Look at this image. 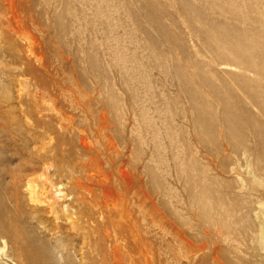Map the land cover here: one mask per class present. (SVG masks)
Returning a JSON list of instances; mask_svg holds the SVG:
<instances>
[{
  "label": "rangeland",
  "instance_id": "rangeland-1",
  "mask_svg": "<svg viewBox=\"0 0 264 264\" xmlns=\"http://www.w3.org/2000/svg\"><path fill=\"white\" fill-rule=\"evenodd\" d=\"M245 1L236 0L235 5L241 2L237 5L240 11L233 15L237 19H231L230 26L235 23L246 31L250 27L254 35L264 31V0ZM211 3L0 0V127L4 128H0V211H12L16 203L9 198L14 194L18 197L20 218L13 220V225L19 229L17 237L25 251L16 248L0 229V264H23L22 260L30 256L29 248L45 256L47 264H91L93 257L110 263L111 244L93 247L89 242L90 232L98 227L93 197L101 191L93 178L101 170L110 176L115 173L108 157L132 180L134 228L139 246H144L143 238L147 241L142 251L146 253L137 255L142 264H264V237L259 235V221L264 223V157L259 154L257 158L254 136L244 125H240L242 138L228 134L225 127L236 126V121L226 118V106L197 72L208 70L222 86L221 94L231 90L228 105L235 108V115L249 110L261 122L264 116L241 83L226 80L217 70L230 68L220 64L219 41L199 29L213 20L222 23L227 13L212 10ZM109 9L113 18L110 22L115 26L113 36L98 14ZM250 32L244 38H251ZM117 41L121 42L117 45L121 55L118 61L111 54ZM207 41L212 50L207 49ZM96 56L98 65L93 61ZM109 61H113L111 65ZM175 70L187 73L191 82ZM95 75L102 77L98 80ZM247 76L257 77L250 72ZM148 85L151 89L144 87ZM191 89L199 91L198 95L203 93L204 98L193 102L189 96L190 100L188 95L194 93ZM193 103L213 108L212 115L196 123ZM47 126L53 127L51 137L37 140V130L45 132ZM6 128L11 132L7 134ZM204 135L205 142L201 140ZM161 141L163 148L159 146ZM171 142L177 143V148ZM244 146L253 154L250 159L238 155ZM193 158L206 168L207 175L198 176ZM189 166L197 181L205 180L212 188L206 195L208 213L188 187L189 174L184 170ZM95 178L105 177L98 174ZM117 189L121 202L123 189ZM196 192H204L201 182ZM228 209L234 216L230 222ZM208 216L218 221L210 223ZM102 225L106 227L107 221ZM128 251L122 250L126 254Z\"/></svg>",
  "mask_w": 264,
  "mask_h": 264
},
{
  "label": "bare ground",
  "instance_id": "bare-ground-1",
  "mask_svg": "<svg viewBox=\"0 0 264 264\" xmlns=\"http://www.w3.org/2000/svg\"><path fill=\"white\" fill-rule=\"evenodd\" d=\"M92 1H94V0H92ZM182 1H184V0H182ZM186 1V0H185ZM200 1V0H199ZM239 1V0H238ZM245 1V0H244ZM71 2V1H70ZM105 2V1H104ZM192 2V1H191ZM203 2V1H202ZM246 2V1H245ZM250 2V1H249ZM248 1H247V3H249ZM204 3V2H203ZM210 3V2H209ZM237 2H236V0H222L221 2H219V1H217V0H212V3L210 4V8L212 9V10H219L220 12H221V14L222 13H224L225 12V14L227 13V15H225V17H224V19H223V21H222V23L221 22H219V24H216L214 21L215 20H213L212 18H210V17H207V18H210V19H212L213 21H211V22H208V23H206V24H204L203 25V27L202 28H198L200 31H202V30H204V31H206V33H208V34H213L212 35V37H215V38H217L218 39V41H219V46L220 47H222V48H220V47H218L219 48V50L221 49V53L219 54V58L221 59V63L220 64H223L224 66H227V67H230L229 69H226V67H225V69H217V70H219L218 72H220L221 74H222V77L224 76L225 78H226V80L227 79H231V80H236V81H238L239 83H241L243 86H244V88L246 89V91H245V93L246 94H248L249 96V98H250V100H251V102H253L258 108H259V110H260V113L262 114V116H264V31L262 30V31H260V30H258V32L254 35V28L252 29V30H254V31H251V32H253V35L255 36L254 38H252L253 37V35H252V37L251 38H244L245 36V34H247L248 32H250L249 31V28H248V32L244 29H241L240 28V26L238 27V26H236L235 25V23L233 24L234 26L233 27H231L230 25L232 24V22H231V24H230V20L232 19H234L235 21H236V19L237 18H234L233 17V15L235 16L236 14H238V11H240V10H237V9H239V7L237 6L239 3L241 4V2H239L237 5H235ZM247 3H245V4H247ZM253 3V2H252ZM257 3V2H256ZM67 4V3H66ZM91 4V3H90ZM94 4V3H93ZM109 4V3H108ZM112 4H114V3H112ZM111 4V5H112ZM170 5H172L171 3H169ZM186 4V3H185ZM184 4V5H185ZM202 4V3H201ZM255 4V2L252 4V5H254ZM70 5V4H69ZM116 5H118V3L116 4ZM156 5V4H155ZM180 5V4H179ZM192 5V4H191ZM197 5V4H196ZM251 5V4H250ZM99 6V5H98ZM107 6V5H106ZM198 6H199V4H198ZM247 6V5H246ZM258 5H256V7H257ZM100 7V6H99ZM103 7V6H102ZM112 7V6H111ZM111 7H109V8H111ZM194 7V6H193ZM95 8V7H94ZM113 8H115V7H113ZM157 8V6L155 7V9ZM201 8V7H200ZM242 8V7H241ZM249 8H250V6H249ZM77 9V8H76ZM103 9V8H102ZM185 9V8H184ZM196 9H197V7H196ZM195 9V10H196ZM203 9V8H202ZM208 9V8H207ZM252 9H254L253 7H252ZM258 9H261V8H258ZM70 10V9H69ZM97 10H99V8L97 9ZM201 10V9H200ZM255 10V9H254ZM113 11H115V10H113ZM189 11V10H188ZM242 11V10H241ZM244 11V10H243ZM243 11H242V14H244L243 13ZM248 11V10H247ZM256 11H257V9H256ZM264 11V10H263ZM262 11V12H263ZM68 12V11H67ZM104 13H101V12H99L98 11V14L99 15H101V18L100 19H102V20H104L107 24L106 25H108V27H110V34L112 35L113 33H114V29H115V26L114 25H112L111 23L112 22H110L111 20H113V18H112V13L110 12V9H109V12L108 13H105V11H103ZM154 12V11H153ZM157 12V11H156ZM186 12V11H185ZM258 13H262L260 10H258L257 11ZM206 13V12H205ZM211 13V12H210ZM209 13V14H210ZM246 13H250V12H246ZM257 13V14H258ZM264 13V12H263ZM262 13V14H263ZM156 14V13H155ZM185 14H188V13H185ZM220 14V15H221ZM252 14V13H251ZM250 14V15H251ZM253 14H255L254 13V11H253ZM85 15V14H84ZM223 15V14H222ZM229 15V16H228ZM239 15V14H238ZM249 15V16H250ZM71 16V15H70ZM189 16H190V14H189ZM206 16V15H205ZM254 16V15H253ZM67 17V16H66ZM74 17V16H73ZM214 17V16H213ZM238 17V16H237ZM245 17V16H244ZM251 17V16H250ZM249 17V18H250ZM264 17V16H263ZM72 18V17H71ZM70 18V19H71ZM195 18H197V17H195ZM239 18H241V17H239ZM252 19H254L253 17H251ZM250 18V19H251ZM257 18V17H256ZM260 18H262V17H260ZM188 19V18H187ZM209 19V20H210ZM217 19H218V17H217ZM244 19V18H243ZM246 19H248V18H246ZM249 19V20H250ZM251 19V20H252ZM258 19V18H257ZM257 19H255V20H257ZM263 19V18H262ZM260 20L261 22L263 21V20ZM220 20V19H219ZM238 20H242V19H238ZM103 21V22H104ZM190 21H191V19H190ZM198 21V20H197ZM201 21H203V19L201 20ZM217 22H218V20H216ZM221 21V20H220ZM240 21H238V22H240ZM258 21V20H257ZM259 21V22H260ZM99 22V21H98ZM104 22V23H105ZM196 22V21H195ZM253 22V21H252ZM80 24V23H79ZM188 24H189V22H188ZM196 24V23H195ZM237 24V23H236ZM243 24V23H242ZM66 25V24H65ZM64 25V26H65ZM161 25V24H160ZM190 25V24H189ZM201 25V24H200ZM239 25H241V24H239ZM259 25H262L261 23H259ZM192 26V25H191ZM196 26V25H195ZM227 26L228 27H230V29L231 30H229V29H227ZM246 26V25H245ZM264 26V25H263ZM263 26H261V27H263ZM158 27H160V26H158ZM164 27H168V26H165L164 25ZM198 26H196V28H197ZM253 27V26H252ZM64 28V27H63ZM163 28V27H162ZM170 28V27H169ZM189 28H190V26H189ZM192 28V27H191ZM190 28V30L192 31V29ZM64 29H66V28H64ZM69 29V28H68ZM165 29V28H164ZM163 29V30H164ZM195 29V28H194ZM250 29V30H251ZM255 29H256V26H255ZM75 30H77L78 31V29H75ZM108 31H109V29H108ZM175 31V30H174ZM204 31H202V34H203V32ZM195 32V31H194ZM250 32V33H251ZM66 33V32H65ZM76 33V32H75ZM164 33H166L165 31H164ZM163 33V34H164ZM191 33H193V32H191ZM171 34V33H170ZM195 34V33H194ZM201 34V33H200ZM113 36V35H112ZM176 36H177V34H176ZM248 36H250V34L248 35ZM182 37V36H181ZM208 37V36H207ZM247 37V36H246ZM175 38V37H174ZM110 39V38H109ZM115 40H118V39H116V38H114ZM176 39H178L179 41H180V39H179V37H176ZM183 39V38H182ZM185 39V38H184ZM113 40V39H112ZM209 41V40H208ZM207 41V42H208ZM211 41H213V40H211ZM174 42H175V40H174ZM173 42V43H174ZM178 42V41H177ZM183 42V41H182ZM203 42H204V40H203ZM205 42H206V40H205ZM205 42H204V44H205ZM210 42V41H209ZM208 42V43H209ZM178 43H180V42H178ZM211 43V42H210ZM210 43H209V45L207 46V49H208V47L210 46ZM120 44H121V42H120ZM119 43H118V41L115 43V45H116V47H115V45H114V51L111 53L112 54V57L114 56V58H116V60L118 61L119 60V56H121V55H119V52H118V50L120 49H117V45H120ZM184 44V43H183ZM203 44V45H204ZM207 44V43H206ZM205 44V45H206ZM216 44H217V42H216ZM106 45V44H105ZM175 45H177V44H175ZM180 45H182L181 43H180ZM184 45H186V42H185V44ZM190 45V44H189ZM189 45L188 46H185V47H189ZM177 46H179V45H177ZM183 46V45H182ZM211 46H213V45H211ZM119 47V46H118ZM121 47V46H120ZM184 47V48H185ZM108 48H110V47H108ZM210 48V47H209ZM212 48V47H211ZM210 48V50H212ZM105 49V48H104ZM103 49V52L105 51ZM188 49V48H187ZM187 49H186V53H187ZM191 49V48H190ZM189 49V50H190ZM214 49V48H213ZM184 50V49H183ZM215 50V49H214ZM217 50V49H216ZM110 51V50H109ZM112 51V50H111ZM122 52H123V50H121ZM108 53V52H107ZM191 53V52H190ZM189 53V54H190ZM196 53V52H195ZM198 53V52H197ZM105 54V53H104ZM109 54V53H108ZM107 54V55H108ZM110 54V55H111ZM193 54V53H192ZM213 54V53H212ZM124 55V54H123ZM123 55H122V57H123ZM155 55V54H154ZM215 55V54H214ZM194 56V55H193ZM192 56V57H193ZM196 56V55H195ZM91 57H93L92 55H91ZM90 56H89V58H91ZM109 57V56H108ZM132 57V56H131ZM134 57V59H135V56H133ZM189 57H191V56H189ZM188 57V58H189ZM191 57V60L193 59ZM217 57H218V55H217ZM128 58H129V56H128ZM157 58H158V56H157ZM186 58H187V56H186ZM93 59V58H92ZM91 59V60H92ZM101 59V58H100ZM121 59H124V58H121ZM130 59V58H129ZM134 59H132V63L134 64ZM190 59V58H189ZM215 59V58H214ZM106 60V59H105ZM108 60H110V59H108ZM112 60H114L113 58H112ZM125 60V59H124ZM162 60V59H161ZM216 60V59H215ZM95 63V65H98V63H99V58L96 56L95 58H94V60H93ZM93 61H91V62H93ZM122 61V60H121ZM120 61V62H121ZM127 61V60H126ZM156 61H157V59H156ZM197 62H198V59L196 60ZM195 61V62H196ZM104 62V61H103ZM103 62H102V64H103ZM107 62V61H106ZM111 62H113V61H109V65H111ZM128 62V61H127ZM130 62H131V60H130ZM135 62H137V60L135 61ZM168 62V61H167ZM200 62V61H199ZM202 62V61H201ZM217 62V63H218ZM123 63H124V61H123ZM123 63H122V65H123ZM160 63V62H159ZM203 63V62H202ZM93 64V65H94ZM120 64V63H119ZM131 64V63H130ZM138 64H139V62H138ZM138 64H136V65H138ZM198 64V63H197ZM205 63H203V65H204ZM219 64V65H220ZM114 65V64H113ZM164 65V64H163ZM167 65V64H166ZM178 65H180L181 66V64H178ZM193 65V64H192ZM99 66H103V65H99ZM115 66V65H114ZM127 66V65H126ZM168 66H170V65H168ZM176 66H177V64H176ZM179 66V67H180ZM197 67H198V65H196ZM200 66V65H199ZM202 66V65H201ZM223 66V67H224ZM109 67V66H108ZM119 67V66H118ZM123 67V66H122ZM128 67V66H127ZM127 67H124V71L126 70V68ZM135 68H136V66H134ZM138 67V66H137ZM165 67V66H164ZM172 67V66H171ZM183 67V66H182ZM182 67H181V69H182ZM190 67V66H189ZM204 66H202V68H203ZM232 67H235V68H238V69H240V70H242V73H237V72H235V71H233V69H232ZM93 68H94V66H93ZM105 68V67H104ZM120 68H121V66H120ZM134 68V69H135ZM140 68V67H139ZM185 68V67H184ZM195 68V67H194ZM97 69V67L95 68V70ZM168 69V68H167ZM166 69V67H165V70H167ZM201 69V68H200ZM205 69V68H204ZM121 69H119V71H120ZM123 70V69H122ZM169 70H170V68H169ZM173 70H174V68H173ZM172 69L170 70V71H173ZM177 70H178V68H177ZM177 70H175V71H177ZM186 70V69H185ZM185 70H183V71H185ZM187 70H188V68H187ZM197 70V69H196ZM215 70V69H214ZM131 71V70H130ZM135 71V70H134ZM133 71V72H134ZM168 71V70H167ZM167 71H165V72H167ZM174 71V74L176 73ZM182 71V70H181ZM188 71H190V70H188ZM193 71V70H192ZM212 71V70H211ZM145 72V71H144ZM179 71H177V73H178ZM197 72V71H196ZM195 71H194V76H195V73H196ZM217 72V71H216ZM254 73L257 77H253V78H250V77H248L247 76V73ZM129 73V70L127 71V74ZM135 73V72H134ZM133 73V75H135ZM177 73H176V76H177ZM180 73V72H179ZM193 73V72H192ZM213 73V72H212ZM137 74V73H136ZM140 74V73H139ZM146 74V73H145ZM180 74H182V73H180ZM179 74V75H180ZM187 73H183L182 75H181V77L183 76V79L185 78L186 79V81L188 80L187 78V75H186ZM190 74V73H189ZM216 74V73H215ZM218 74V73H217ZM98 75V74H97ZM129 75V74H128ZM197 76H199L205 83H207V86H208V88H210L213 92H215L216 94H217V97H219L220 98V102H221V104L223 103L225 106H226V111H227V114H225L226 115V118H228V120H230V121H232L233 119H234V122L236 121V126H226L225 127V129H226V131L228 132V134H231V135H238V136H240L241 138L243 137L242 136V134H241V132H240V125L242 126V125H244L245 127H247L251 132H252V134H253V136H254V140H255V143H256V145H257V147H256V149L257 150H254V151H256L255 152V154H256V156H257V158L260 156L259 154H262V156L264 157V121L263 122H261L254 114H252L249 110H244L243 111V114L241 113H239V112H237V113H239L240 115L239 116H237V115H235L236 113H235V108L233 109H231L230 107H232V106H229L230 104H229V100H228V98H227V95L231 92V90H229V88H228V93H227V87L226 88H224L226 91H224V92H226L227 94H221L220 92H219V90H221L220 89V87L222 88V86H219L218 84H217V82L215 81V80H213V77L212 76H210V74L208 73V70L207 71H203V70H200L199 72H197V74H196ZM96 76V75H95ZM139 76V75H138ZM145 76V75H144ZM102 77V76H101ZM101 77H99V78H101ZM131 77H133V76H131ZM179 77V76H178ZM177 77V78H178ZM190 77H191V75H190ZM190 77H189V79H190ZM212 77V78H211ZM96 78H98V76H96ZM99 78H98V80H99ZM192 78H194V77H192ZM196 78V77H195ZM221 78V77H220ZM181 79V78H180ZM183 79H182V81H183ZM197 79H199V78H197ZM191 80V79H190ZM190 80H188V81H190ZM219 80V79H218ZM179 81H181V80H179ZM181 81V82H182ZM191 82V81H190ZM192 82H194V81H192ZM196 82H197V80H196ZM220 82V81H219ZM151 83V82H150ZM188 83V82H187ZM148 83H146V85H147ZM182 84H183V82H182ZM198 84V83H197ZM220 84V83H219ZM186 82H185V90H186ZM191 85V84H190ZM189 85V86H190ZM194 85V84H193ZM196 85V84H195ZM195 85L193 86V87H195ZM200 85V84H199ZM150 86H152V85H150ZM183 87H184V85H182ZM205 86V85H204ZM144 87H147V88H150L149 87V85L148 86H144ZM188 87V86H187ZM197 87V86H196ZM201 87V86H200ZM199 87V88H200ZM192 88V87H191ZM198 88V90H200ZM151 89V88H150ZM149 89V90H150ZM189 89V88H188ZM195 89H197V88H195ZM194 89V90H195ZM204 90H205V88H203ZM146 90V89H145ZM193 90V91H194ZM197 90V91H198ZM191 91H192V89H191ZM192 91V92H193ZM222 91V90H221ZM204 92V91H203ZM208 92V91H207ZM210 92V91H209ZM187 93V92H186ZM198 93H199V91L198 92H196V91H194V93H190V95H188V97L190 96L191 98H192V100H193V102L195 101L196 102V100L199 102V101H201V98H204V95H201V94H203V93H201L200 95H198ZM211 93V92H210ZM213 94V93H212ZM210 95V94H209ZM209 95H207V97L209 96ZM203 96V97H202ZM216 96V95H215ZM190 97H189V99H190ZM210 97V96H209ZM207 98H205V100H206ZM209 99V98H208ZM236 99H237V97H236ZM191 100V99H190ZM205 100H203V101H205ZM210 100V99H209ZM207 101V100H206ZM205 101V102H206ZM209 102V101H208ZM207 103V102H206ZM205 103V104H206ZM195 104H196V106H195ZM199 104H201V102L199 103ZM198 103H193V105L195 106V108H194V110H197L196 111V123H202V122H205V120H206V118H208V116H211L212 115V110H213V108H211V107H208V106H201V105H203V104H201V105H199ZM229 104V105H228ZM227 105H228V107H227ZM224 106V107H225ZM254 113H256V112H254ZM260 113H259V115H260ZM257 115H258V113H257ZM258 115V116H259ZM25 117V116H24ZM238 117V118H237ZM9 121V120H8ZM8 124H10V123H8ZM29 124H31V123H29ZM32 125V124H31ZM5 126V125H4ZM13 126V125H12ZM243 126V127H244ZM1 128V127H0ZM3 128V127H2ZM1 128V129H2ZM12 128V127H11ZM41 128V127H40ZM4 129V128H3ZM5 130H7L6 132H7V134L8 133H10L11 131H10V129L8 128H6ZM12 130V129H11ZM15 131V130H14ZM1 133H2V131H0ZM52 133H53V127L52 126H47V128L45 129V132H42V131H39L38 132V130H37V136L35 137L37 140H39V138H40V136H50V135H52ZM6 134V133H5ZM2 135H3V133H2ZM16 135V134H15ZM8 136V135H7ZM13 136V135H12ZM206 135H204V136H202V138H201V140L202 141H206V137H205ZM33 137V138H34ZM51 137V136H50ZM6 138V137H5ZM11 140L14 138V137H9ZM159 138V137H158ZM8 139V138H7ZM30 140V139H29ZM160 140V139H159ZM25 141V140H24ZM27 141H28V138H27ZM9 142H10V140H9ZM41 142V141H40ZM112 143V142H111ZM29 144V143H28ZM41 144V143H40ZM158 144V143H157ZM156 144V145H157ZM175 144H177V143H174V142H171V146L172 147H176L175 146ZM178 145V144H177ZM114 146V145H113ZM159 146H161L162 148L164 147V143H162V141L160 142V144H159ZM158 146V147H159ZM29 147V146H28ZM131 147V146H130ZM111 148H113V147H111ZM110 148V149H111ZM177 148V147H176ZM31 149V148H30ZM74 150V149H73ZM260 150H261V152H260ZM238 155H240V157H244V158H247V159H250V157L253 155L251 152H250V149L248 148V146H244V148L240 151V153L238 154ZM103 158V157H102ZM112 160H115V159H112ZM41 161V160H40ZM192 162H193V167H197L198 169V176L199 177H201V175L203 176H205V175H207V173H208V171L206 170V168L205 167H202L201 166V164H200V162H199V160L198 159H196V158H193V160H192ZM120 163V162H119ZM184 163V162H183ZM249 163H250V161H249ZM108 164H111L110 166H112L114 169H112V173L113 172H115V173H113L111 176L110 175H107V174H104V172H102V170L101 171H98V174H103L104 175V180H100V179H96L95 178V176H97V175H95L94 176V180L99 184V190H101L99 193L97 192L96 194H94V202L95 203H93V204H95V212H96V214H97V216H98V221H97V224H98V227H97V229L96 230H93V231H91L90 232V236H89V242L92 244V246L94 247V246H96V245H104L105 243H110L111 244V252H110V255H111V257H112V259H110V263L108 262V261H100L97 257H93L92 259H91V264H142V262H141V260L138 258V253H141L142 251H143V249H144V247H145V245L147 244V241L143 238L142 239V244L144 245L143 247H142V245H141V247L139 246V238L137 237V233H136V230H135V228H134V219H133V215H132V212H131V206H132V196L133 195H135V194H133L132 195V193H133V188L134 187H132V180H131V177L128 175V173H126L124 170H123V167H120L119 165H117V163H115V162H113V161H111V160H109V157H108ZM95 165V164H94ZM263 165H264V163H263ZM182 167V166H181ZM190 167V166H189ZM200 167L202 168V169H200ZM253 167V166H252ZM93 168V167H92ZM251 168V167H250ZM91 169V168H90ZM116 169V170H115ZM254 170H252L253 171V174L254 173H256V169L255 168H253ZM186 173H188L189 175H188V187L191 189V190H193V193H192V195H193V197H194V200L197 202V203H200L201 205H202V207H203V211L205 212V213H208L209 212V208H208V203H209V200L207 199V197H206V195L209 193V191H212V188H211V186L210 185H207V183L205 182V180H203V181H201V179H199V181H197L195 178H196V176L194 175V173H193V168H189V169H186V170H184ZM261 171V170H260ZM262 171L264 172V167L262 168ZM119 172H120V174H119ZM8 173L6 172V173H3V176H6ZM109 174V173H108ZM21 175H22V171H20V173H18V175H17V177L18 178H20L21 177ZM16 177V180L18 179ZM134 177V176H133ZM132 177V178H133ZM101 178H103V176L101 177ZM135 179V178H134ZM133 179V180H134ZM202 183V188H203V190H204V192H196V189H197V186H198V184L199 183ZM30 183H31V181H30ZM133 183H135V181L133 182ZM34 185V184H33ZM32 185V186H33ZM98 186V185H97ZM30 187H31V184H30ZM120 188V189H123V196H124V199H123V201H121V202H119V198H118V194H119V191H118V189L117 188ZM35 189H36V186L34 187ZM33 191H34V189L33 188H31ZM135 193V192H134ZM132 195V196H131ZM7 197V196H6ZM11 201H12V203H13V201H15V205H13L14 207H13V209H12V211H9V213L8 212H6V211H4V212H2V211H0V229H2L5 233H7L8 235H9V238L11 239V241L13 242V243H15V247L16 248H18L19 250H21V251H24L23 250V248H21L20 247V242H19V239H18V237H17V232L19 231V229H18V227L16 226V225H13L14 223H13V220L14 221H18L19 220V218H20V206H19V200H18V197L14 194V195H11V197L9 198ZM134 202V201H133ZM52 208H53V204H52ZM233 210V209H232ZM235 210V209H234ZM226 211V214H227V220H228V222H230L232 219H234L233 217L234 216H231V214H230V211H229V209L228 210H225ZM233 212V211H232ZM246 217H247V215H245ZM256 217L258 218V219H260V216H259V214H257L256 215ZM241 220H244V217L242 216L241 218H240ZM257 219V220H258ZM107 221V226L106 227H104L103 225H102V223H103V221ZM12 221V224L10 223ZM207 221L208 222H210V223H212V222H215V221H218V220H216L213 216H208L207 217ZM227 222V223H228ZM258 222V221H257ZM13 226V227H12ZM259 226L261 227V231H260V234L259 235H261V237L263 238L264 237V223L262 222V221H259ZM104 227V228H103ZM82 228V227H81ZM84 228V227H83ZM109 228H111V229H109ZM79 229V228H78ZM110 231H109V230ZM91 237V238H90ZM100 241V242H99ZM89 247V246H88ZM124 248H127L129 251H128V253L129 254H126V252L125 253H123L122 252V250L124 249ZM139 250V251H138ZM141 251V252H140ZM25 252V251H24ZM28 252L30 253V256L29 257H26V259H23L22 260V263L23 264H47L48 262H49V260L45 257V256H43V255H41V253L40 252H38V250H36V249H34V248H29L28 249ZM142 253H146V251L145 252H142ZM141 253V254H142ZM192 253V252H191ZM109 255V254H108ZM242 262V261H241Z\"/></svg>",
  "mask_w": 264,
  "mask_h": 264
}]
</instances>
